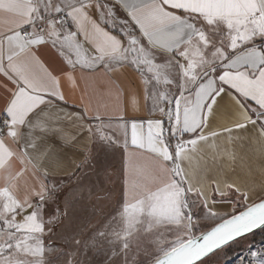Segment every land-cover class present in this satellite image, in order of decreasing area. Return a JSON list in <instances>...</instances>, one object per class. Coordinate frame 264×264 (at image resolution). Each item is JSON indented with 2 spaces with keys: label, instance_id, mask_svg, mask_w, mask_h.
Instances as JSON below:
<instances>
[{
  "label": "snow or ice",
  "instance_id": "obj_1",
  "mask_svg": "<svg viewBox=\"0 0 264 264\" xmlns=\"http://www.w3.org/2000/svg\"><path fill=\"white\" fill-rule=\"evenodd\" d=\"M250 127L264 164V0H0V264H217L264 229L228 147ZM90 145L126 157L115 201Z\"/></svg>",
  "mask_w": 264,
  "mask_h": 264
},
{
  "label": "crops",
  "instance_id": "obj_2",
  "mask_svg": "<svg viewBox=\"0 0 264 264\" xmlns=\"http://www.w3.org/2000/svg\"><path fill=\"white\" fill-rule=\"evenodd\" d=\"M121 79L125 82L128 88V93L125 96L124 105L126 107V117L128 118H148V106L145 103L144 94L142 89L137 88L140 80L139 77L133 75L131 73H124L121 76ZM135 81V83H133ZM65 92L67 103V111H73L79 109L80 104V90L76 89L72 92L67 84H65ZM231 116L229 109L225 108L223 113L218 116V123L224 124L230 122ZM72 129L69 127V131ZM244 140L237 143L235 146L228 145V147L233 148L238 153L240 160L238 161V166H236V172L238 176H234L233 178L239 179L244 183H247L250 187H252L256 192H260L261 186L264 185V164H262V158L260 153V146L257 142V137L255 131L249 128L247 133H243ZM130 137V130H129ZM216 143L224 146V137L221 136L216 140ZM93 149V154L97 155L98 158L104 163L107 167L108 171L112 173L111 178L104 176L102 173L97 176L93 170H89L92 172V179L96 182L98 194L103 195L111 190V195L113 201H115L119 197L120 189H121V178H120V170L123 167L124 160L126 157L122 156L120 151H112L109 150L107 153L102 151L98 145H90ZM208 153L207 145H201V155L204 156L205 160L208 159L206 155ZM95 163V161H93ZM229 175H232V169H227ZM223 175V172H220ZM227 210H231L230 206H226ZM242 208L240 206H236V211H240ZM213 222L210 227L214 226L215 223L219 221H211ZM204 225L208 224L207 221L202 222ZM209 227V228H210Z\"/></svg>",
  "mask_w": 264,
  "mask_h": 264
},
{
  "label": "rangeland",
  "instance_id": "obj_3",
  "mask_svg": "<svg viewBox=\"0 0 264 264\" xmlns=\"http://www.w3.org/2000/svg\"><path fill=\"white\" fill-rule=\"evenodd\" d=\"M208 221V224L205 225L209 228L213 222ZM263 234L264 229L231 243L214 259L217 261V264H241V260L248 256L249 249L255 251L264 248Z\"/></svg>",
  "mask_w": 264,
  "mask_h": 264
},
{
  "label": "water",
  "instance_id": "obj_4",
  "mask_svg": "<svg viewBox=\"0 0 264 264\" xmlns=\"http://www.w3.org/2000/svg\"><path fill=\"white\" fill-rule=\"evenodd\" d=\"M260 230H262V229H256L254 232H252V233H248L246 236H249V235H251V234H253V233H255V232H257V231H260ZM245 236V237H246ZM242 238H244V237H242ZM242 238H240V239H242ZM233 243V242H232Z\"/></svg>",
  "mask_w": 264,
  "mask_h": 264
},
{
  "label": "trees",
  "instance_id": "obj_5",
  "mask_svg": "<svg viewBox=\"0 0 264 264\" xmlns=\"http://www.w3.org/2000/svg\"><path fill=\"white\" fill-rule=\"evenodd\" d=\"M262 237H263V239H264V234L262 235ZM263 239H262V240H263Z\"/></svg>",
  "mask_w": 264,
  "mask_h": 264
}]
</instances>
